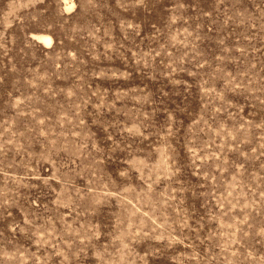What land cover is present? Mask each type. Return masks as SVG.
I'll return each instance as SVG.
<instances>
[{"label":"rangeland","instance_id":"obj_1","mask_svg":"<svg viewBox=\"0 0 264 264\" xmlns=\"http://www.w3.org/2000/svg\"><path fill=\"white\" fill-rule=\"evenodd\" d=\"M0 264H264V0H0Z\"/></svg>","mask_w":264,"mask_h":264},{"label":"bare ground","instance_id":"obj_2","mask_svg":"<svg viewBox=\"0 0 264 264\" xmlns=\"http://www.w3.org/2000/svg\"><path fill=\"white\" fill-rule=\"evenodd\" d=\"M69 8H71V6ZM32 36L37 41L44 43V44H50L52 42V38L45 34H33Z\"/></svg>","mask_w":264,"mask_h":264}]
</instances>
